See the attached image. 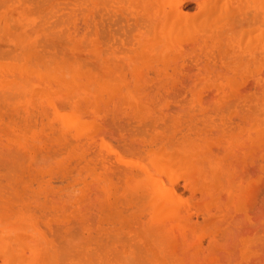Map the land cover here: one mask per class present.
<instances>
[{"label": "rangeland", "instance_id": "rangeland-1", "mask_svg": "<svg viewBox=\"0 0 264 264\" xmlns=\"http://www.w3.org/2000/svg\"><path fill=\"white\" fill-rule=\"evenodd\" d=\"M14 1L10 3L9 1L5 0L4 3L10 4V6L8 5L9 7L6 6V8H0V13L2 14H0V48H13V50H15L17 53L18 51H20L21 55H23L24 53L35 55V53H38L36 51L38 49H41L42 51L38 50L41 53H39V55L43 54L42 56H45L44 54L49 51V54H46L47 57L51 52L53 53L55 51V55L59 53L60 58L57 56V59H60V64L64 65L65 70L67 67L75 66V68L77 69L76 73L73 72L71 74H74L73 78H75L76 81H80V79L85 81V78L83 76L86 77V75L88 74V76H94L97 77V79H104L110 76L113 79H109L111 81L113 80V82H117V80L119 79L121 85L119 86V88L111 87L107 89H99L95 86H88L86 87L87 89H82L77 86L71 87L70 85L68 86V88L67 86H64L65 88H67L65 89L63 86H61L62 89L60 88V90L59 87L56 88L58 89L57 93H55V87L51 88L55 91H52L54 92L53 94L50 91L51 89L49 90L48 87L43 84L39 86H41L42 89H45L47 91L49 90L51 93H47L45 90H43V92L47 94L43 93L39 86L37 87L41 91L36 87L38 91L32 90L33 92L31 91V88H26V91H24V88H22L23 90H21L19 87V91L21 90L20 94L23 91V94L25 92H28V94L26 93V95H28L27 98L25 97V94V96L21 94L23 98L20 97L21 95H18L19 91L16 88L12 87V91L10 90L9 86L7 87L0 85V241H2L3 238V241L7 242L6 245H9L8 247L6 246L8 249H6L4 246V249L6 250H3V252L7 253V251H11L12 253H14L13 251H15L17 253H14V255H17L15 259H18L21 254L24 255L28 252L27 250L25 251V253L22 252L26 249L24 248V250H22V245H26L24 242L25 240L21 237L24 242L22 244L20 236H18L15 231V228H20V226L22 228L23 226L28 225V227H31H29L28 231L36 232L32 233V237H35L37 239L40 238L41 241L44 239L43 237L45 235L44 240L46 242H42L43 246H45L44 243L47 244V247H44L46 250L44 253V257L45 254H47V251L48 255L46 256L49 257L50 254H53L50 255V258H52V260L55 258L54 254L57 256V260L55 259L57 262L45 257V264L49 263L48 260L50 262L52 261L51 263L55 262V264H104L103 261L107 262L106 264H175L177 260L179 261L182 258L183 259L180 261L182 262V264L184 261H186L185 263L187 264H264V50L260 55L262 58L259 56L260 60L262 59V62L256 57V59L259 60V63H256V59H253L255 60L253 61L251 59L252 56L249 59H251L253 63L249 59V62H246L248 61L246 58L250 56L248 53L241 54L240 52H234L231 53L232 55H229L230 53H223L222 55L221 51L224 49V47H226L225 43L223 44V40L219 41V39L217 40L215 38L211 40L212 38L206 35L207 30L203 32L204 29L201 27V24L199 28H197L198 31L195 29V27L199 24L198 21L202 19V15H204V13H207L206 11H197V6L199 3L198 0H178L176 5L182 10V12L184 10V12L187 13L188 16H190L191 13H194L193 15L196 16L198 15L197 17L194 16L195 18H197L196 21L198 20V18H200L197 22L195 21V27L194 25H192L195 32L192 33L193 30H191L192 34L189 33V36H192L194 34L192 37V41L190 40L191 37L187 35L189 38L186 39L183 37L185 35H183L182 38H184L185 41L184 39H180L183 42H177V44H179L175 45V51L171 46V49H173L172 51L174 52H168L169 55L168 53H161L162 56L161 54L155 55L154 53V55L152 54L153 56L151 54L148 55L150 57L145 54L146 58H142V60L143 62L147 61V63L145 62L144 64L141 60V57L137 58V56L133 52V0H108V2L106 0L104 1L105 3H97L98 0H84L85 2L81 4L84 7L80 4V6L78 5L79 0H56V11L51 14V18L53 16L60 17L61 15L62 19H66V17H69V19L66 21V23H69H65L66 26L64 25L65 29H63V31L69 30V33L71 35H74L75 37L81 36L83 34L89 35L86 38L91 36L90 42H93L94 39L93 45H96L95 50H97V52L99 51L98 53H100L97 56H92L90 53H88V50V52L84 53L86 49L83 48L84 51H80L82 55L80 53V55H74V53H72L73 49L72 51L71 49H69L70 52L68 53L72 54L67 55L65 53V49H63L64 47L62 40L60 39L62 37V32L61 34H58L57 32L59 31L53 32L49 31V29L48 32H53L52 34L47 33L48 36H43L44 38L40 37L41 39H43L42 41L39 38V34L41 35V32L44 31L41 28V26H43L42 24L44 23L42 20L46 19L47 14L45 13L46 17H42L44 16L42 12H44L43 10L47 9V1L40 0L42 5L46 4V6H42L43 8L39 7L40 10L38 9V6L40 5V1L38 0H31L37 3V5H34V3L32 4V2L28 0L26 3V0H23L24 3L21 0H16V3H19L17 7L20 9L16 8L15 5L17 4ZM123 1L126 3L124 4ZM158 1L160 2V0H154L155 3H157ZM162 1L163 0H161V2ZM21 2L22 4H20ZM74 2L76 3V6ZM217 2H219V0ZM220 2L221 3L217 4V6L219 7L216 6L217 11L216 9L213 11V17L212 13L211 15L209 14L210 16L205 15L207 16V18L209 17V22H211L212 19L215 20L214 24L218 23L217 25L219 28L223 26L222 23H224L225 20L224 15L226 14V12H223L224 15H222L221 17H219L220 15L218 16V13L220 12V5H222L224 0H220ZM155 3L154 7L156 8L157 5ZM238 3V0H227V8L228 6L229 8L225 9L228 11L235 9ZM158 4L160 5V3ZM162 4L165 5L164 2ZM14 6L15 8H11ZM165 8L168 7L166 6ZM165 8L163 9V13H161L160 11V13L162 14V19L165 18L163 17L164 13L166 14L165 16H167L169 10V8L168 10H166ZM155 10L154 12L157 18L156 21L162 24L163 21L159 18L160 15L157 16L156 13L158 12H156ZM165 10L167 13L165 12ZM30 11L32 12V14ZM38 13L39 15H41L40 17ZM67 13L69 14L67 15ZM171 13L172 12H170V14ZM199 13H202V15L200 14L202 17L199 15ZM87 14L88 16H86ZM69 15L72 17V19H70ZM152 15H154L153 11ZM37 16L38 18H36ZM75 16L77 18H75ZM168 18L170 17L168 16ZM168 18L166 17V19ZM172 19L174 18L171 17L170 20L172 21ZM71 20L72 22H70ZM178 20L179 19L175 21V23L178 22V25L175 24L174 30H177L179 28V30H181L182 32V30H184L182 23L183 21L179 24L182 19L179 21ZM204 21L206 22L207 19ZM6 22V25H2ZM152 22L156 23L154 20ZM170 22L166 21L165 24L169 25ZM201 22H203V20ZM71 24H73V26ZM217 25L215 27L216 29L218 28ZM2 26H4V28ZM35 28L38 29L37 33L35 32L37 30ZM31 29H33L34 31H31ZM40 29L43 31L39 33ZM97 29L98 32H96ZM130 29L132 30V32ZM201 32H203L207 36H205V39L202 35L203 33ZM214 32L216 31L214 30ZM217 32L222 33V30L218 29ZM31 33L33 34V36ZM211 33V35L214 34L213 31ZM22 34L24 37L26 34V37H22ZM8 35L9 38L7 37ZM243 35H245V33ZM16 36L18 38L15 39L16 41H14V38ZM59 36L61 37L59 38ZM202 36L204 40L202 39ZM29 37L31 38L29 39ZM36 37L39 38L37 40L39 43L33 40ZM47 39L49 40V42ZM17 40H19V42ZM199 41L202 43V45ZM238 41L239 42L232 41L231 45H234V48H240L239 46L242 47L243 41ZM136 42L138 43L137 40ZM214 42L216 43L215 46ZM43 43L45 46L43 45ZM50 43H54L52 44L54 46H52ZM137 43H135L134 45H136ZM36 44L37 46L39 44V48L37 46L35 48ZM154 44V49L159 48L158 50H160L161 47H164L163 43L160 42H155L153 43V45ZM102 45H107L106 47H108L109 45L112 46L113 48L109 47L111 49L108 48V50H115L113 52L111 51L114 56L113 54H110L111 52L109 53L105 50L106 47H104L103 50ZM54 47H56L55 50H52V48L54 49ZM97 47L98 49H96ZM208 48L211 49L208 50ZM32 49L36 51L34 52ZM62 49L65 54H62L63 52L60 53ZM101 49L103 50V52L101 51ZM7 51L9 52V50ZM15 51L11 53V57H13L12 55ZM129 54L133 56V59L135 58V62H138V65L140 64V67L137 66V68L136 66H133V68L130 69L132 66L131 64H129ZM236 54L239 57H237ZM17 55L19 56V54ZM17 55H14V57ZM241 55H243L244 59H242ZM42 56H40L39 58H41ZM52 56H49L48 59L50 57L52 58ZM233 56L236 57V59ZM20 57L16 58L19 60ZM45 57H42L41 59ZM127 57L129 58L126 59ZM148 58L150 59L148 60ZM41 59L40 61H42ZM173 59L176 61H174ZM237 59H240L241 62H243L240 63V60ZM44 60L47 61L46 58L43 59V61ZM82 61L84 64L82 63ZM244 62H246L247 64L245 63V65ZM103 65H108V67L110 68L107 69L108 75L106 77L105 75L103 76V74H106V72L100 69V67H102ZM128 65L131 67H129ZM256 65L258 68L255 67ZM79 67L80 69H78ZM135 68L139 70L135 71ZM239 69L241 70L239 71ZM83 70L87 72H83ZM61 71L59 72V78H66L71 76V74L68 76ZM15 72L17 75V71ZM13 74L15 73L13 72ZM13 74L11 73L10 76L12 77ZM101 75L103 77H101ZM10 76L6 77L8 78ZM144 85L146 88L144 87ZM33 87L34 86H32V88ZM14 89L18 92L15 91L16 93H14ZM125 89H133V95L135 93L136 97L135 100H137L139 103L137 101L132 102L130 99V101H127V98H129V91L127 92ZM139 90L141 92H139ZM125 92H127V98L124 101V97L126 96L124 94ZM222 94L224 95V97ZM92 96L94 97L92 98ZM138 98H143V100L140 99L141 101H139ZM139 105H141L142 107ZM72 106L75 109H73ZM53 107L55 109H52ZM53 110H58L63 114H67L66 112L72 111L71 113L77 114L79 118H81L85 122L87 121L85 125L86 127L82 128L83 131L81 132L78 130L80 132V135L78 134L79 132L77 133V135L76 133H74L77 127H75L76 124L74 125V122H69V124H67L68 122L66 123L64 122L65 120L63 121V119H65L63 118L64 116L62 117V119L58 117L59 115L57 116L55 114L54 116L53 112L55 111ZM89 121L91 122L90 127H88V125L90 124ZM255 121L256 123H254ZM257 124L259 127L257 126ZM161 125H164L162 126V129H160ZM250 126H252L253 128ZM146 132L149 134H147ZM255 132H257L258 134ZM201 134L203 135L201 136ZM168 137L170 139H168ZM200 137L204 138L202 139L203 141H206L207 138V140H210L205 142H210L207 146L208 149L204 144L201 143L202 141H200ZM165 138L166 141L164 142ZM184 139H187L189 144L191 142L195 144V148L200 149L199 151H197L200 155L204 153L202 154V156L204 155L203 157L206 158L204 159L206 162H201L203 164H206H201L203 165L202 167H205L207 165L208 168H210L209 166L211 165V163H209V161L211 160L210 162L215 163V165L214 163H212V166H218L216 167V169H219L220 166L223 167L224 170L220 167L222 171H217L220 172H218L219 175H224L217 176L219 179L215 175L216 180H218L213 183V187L212 182H214L215 180L211 181V183L208 180L209 182H206L204 184V177H200L201 175H204L203 173H205L206 171L210 174H212V172H210V170L208 172V170L206 169V171H203V168L201 166V173L198 172L200 168H196L195 173H193L194 170H192L191 172V170L187 167L190 171L187 172V170L186 172L188 174H185V176L187 179L188 177L189 179H191L190 177H192V179L194 180H191V182L188 181L185 176H183L182 179V176H180L181 174L178 175V179L174 181V184H172L173 189L175 190L176 194L179 193L181 195L180 196L178 194L181 198L184 196L182 199H184L183 202H185L186 205H184L185 207L182 206V208L180 206L177 210V213H180L179 210L181 211L184 207V210L181 211L182 213L180 214H184V216H186L187 218L185 217L184 219L183 215H181V217H179L180 214L177 215L179 219L182 218L181 220L183 221V223L185 221V224L189 225V228L191 227V229L193 230V235L196 237L190 234L191 231H187L189 229L185 225L184 226L186 232L183 231V234L182 230L185 229L183 228L182 223L179 225L183 229L177 226L178 220L175 221V224L170 222L168 224H173V227L176 228H168L171 231L167 232L168 234L169 232L171 234H173L174 232L175 233L173 234V236H170L171 234L167 235V233L165 232L167 237L166 235L162 236L164 237L163 239L165 240L170 238L171 240L170 242L168 241L169 239L165 241L166 243L169 242V246L165 244L166 246L164 245L162 246L164 248H161L157 245H154L157 244V235L154 236V230L157 229L158 231V228L161 226H158L156 224V221L149 217V209L148 211L146 210L147 206H144L145 201L142 197L143 193L140 192L143 189L138 190L135 185L134 187H129V182L133 174V177H135V175L138 176L137 174L142 173L141 170H138L140 169L138 161L141 160L140 163H144L145 166L153 169L151 168L153 166L150 162V165L149 163L146 164L147 162L145 163V161H147V159H149L150 155L152 154L149 153L150 151L148 150L152 149V147L156 149L160 146V148L162 147V150L163 148L168 149L169 147H171V149L173 148L174 151H176L175 149L180 148L185 143L186 144L184 146L185 148H187L188 142ZM163 142L165 144H163ZM172 142H174L175 145L179 144L180 147L179 145L170 146L174 145ZM201 145L202 147H199ZM107 147L108 149L110 147V151L113 152H110ZM129 147H133V149H128ZM203 147H205L206 149H204ZM127 149L133 152V154H131L133 156H130V158L128 154L129 151H127ZM145 149L146 151H148L147 153H149V155L145 152ZM165 149L163 151H165ZM135 152L136 154L134 155ZM145 153L149 156L148 158H145ZM165 153H169L168 150L167 152L165 151ZM219 153L222 154L220 155ZM153 154L152 156L154 157V160L158 159L156 158V156L159 155L157 154V151L155 154L156 156H154ZM164 157L166 161V155L163 157L159 156V158L162 159ZM172 157V155L170 159L169 157H167V161L168 159L170 161ZM175 157H177L176 154L173 158ZM128 159H132L134 161L137 160L138 163L134 165L132 164V166L130 164L131 162H129ZM142 159L146 160H143L144 162H142ZM199 159L203 160L202 157ZM176 160L177 161H174L173 159L170 161V163L174 161V165L170 167H174L175 170H177V162H179L178 158ZM125 161L127 163H125ZM196 162L199 163L197 160ZM196 172H198L199 174L197 173L198 175L195 176ZM215 172L216 171H214V173ZM207 173L205 174V177ZM129 174H131V178H128ZM213 175L214 174H212V178L215 179ZM209 176L207 177L211 180V177ZM199 177L202 181L199 180ZM197 180L198 182H196ZM219 180H221V182ZM186 181L188 183H186ZM126 182H128V184ZM199 182H203V184H200ZM225 183L226 185H224ZM197 184L198 186H196ZM209 184H211V186ZM146 186L150 188V185L147 184ZM205 186H210L212 190H207V187ZM224 186H226L227 189ZM148 187L144 188V190L148 189ZM190 187H193V189ZM204 188H206L207 191H204ZM240 188L244 189L241 190ZM229 190L232 192H230ZM207 193L208 195H206ZM216 193L218 196L216 195ZM205 200L206 205L204 204ZM169 217H171V219L175 218H173L172 216H168L167 218ZM28 218L29 220H27ZM167 218L165 219L166 221L170 220ZM151 220H153L154 223L151 222ZM148 223L151 224L149 227L147 226L149 225ZM152 223L153 227L157 226L158 228L152 230ZM215 224L217 226H215ZM143 226L145 230H143ZM167 226L169 227V225ZM192 226L194 227V229L192 228ZM11 227L15 229L13 230L15 232L11 231ZM137 227L139 229H137ZM195 227L197 229L200 228L198 229V232L196 231L197 229ZM207 227H209V229H207ZM150 229L152 230V232ZM175 229H177V231H175ZM145 231H147L148 233ZM211 231H213V233ZM150 232L152 233V235ZM39 234H41L42 239ZM143 235L146 236V240H144L145 238H143ZM177 236L181 237L182 239ZM186 236L188 238L190 236V239L186 238ZM13 237H16L17 239H12ZM151 237H153V242L155 241L156 243L153 244V242H151ZM154 237L156 238V240H154ZM178 238L180 239V242ZM185 238L186 241L184 240ZM192 238L195 239V242L194 240L192 241ZM187 239L189 240V242L190 240L192 242L189 243ZM170 243L172 244V246ZM184 243L188 244L186 245ZM187 246L192 249L187 248ZM126 247L130 249H127ZM170 248L172 249V251ZM179 249L181 251H179ZM149 251H151L152 253ZM157 251L159 253H157ZM3 252L2 255L0 252V257L5 256L3 255ZM191 252L192 256L190 257L189 255H191ZM147 253L149 255H147ZM165 253L169 257L165 256ZM124 254L125 256L128 254L129 258L128 256L124 258ZM150 254H152L151 257H148L150 256ZM160 254L164 256L162 257ZM176 254L177 256L175 257ZM184 255H186L187 257L189 256L190 260L188 261L189 257L185 260L186 256ZM24 257H26V255ZM152 257L155 259L153 260ZM164 257L167 259V261H165L166 259ZM172 257L173 259L175 257V262L169 259ZM89 258L90 260H88ZM17 259L15 260V264L22 263L21 261L23 259L19 258V261H17ZM121 259H123L124 262ZM196 259L198 260L196 261ZM2 260H0V264ZM112 260L114 261L112 262ZM146 260L150 263H147ZM190 261L191 263H189ZM30 264H34V262H30ZM178 264L181 263L178 262Z\"/></svg>", "mask_w": 264, "mask_h": 264}, {"label": "bare ground", "instance_id": "bare-ground-1", "mask_svg": "<svg viewBox=\"0 0 264 264\" xmlns=\"http://www.w3.org/2000/svg\"><path fill=\"white\" fill-rule=\"evenodd\" d=\"M5 1V0H4ZM4 1H2V0H0V8H6V6H10V4H5L4 3ZM6 1H11V0H6ZM12 1H14V0H12ZM11 1V2H12ZM18 1V0H17ZM16 0L14 1L15 3L17 2ZM21 1H23V0H21ZM25 1V0H24ZM24 1H23V3H24ZM28 1H30V2H32V4L34 3V5L36 4L37 5V3H35V2H33V1H31V0H28ZM34 1H36V0H34ZM38 1H40V0H38ZM37 1V2H38ZM47 1V11L46 10H43L44 12H42V14L44 15V16H42V17H46V15H45V13L47 14V17H46V19L44 20L43 18V26H41V28L44 30H39V33L41 32V31H43V32H41L42 34V36L39 34V38L41 37H43V36H48V34L47 33H49V34H52L53 32H57V31H59V32H57L58 34H61V32H62V37L61 36H59V38L62 40V43H63V49H65V53L68 55V54H72V53H74V55H82V53L80 52V51H84V49H86L85 51H84V53L85 52H88V53H90L92 56H97L98 54H100V53H98L97 52V50H95V46L96 45H93V42H94V39H93V42H90V40H91V36L90 37H88V38H86L87 36H89V35H85V34H83V35H81V36H77V37H75L74 35H71L70 33H69V30H67V31H63V29H65V27H64V25L66 26V24L67 23H69V22H67L66 23V21L69 19V17H66V19H62V15L59 17H57V16H53V17H57V18H51V14H53L54 13V11H56L55 9H56V6H57V4H56V0L54 1V0H46ZM59 1V0H58ZM65 1V0H64ZM69 1H71V0H69ZM78 1V0H77ZM76 1V2H77ZM81 1V2H80ZM83 1V2H82ZM86 1H88V0H86ZM104 1H106V0H98L97 1V3H101V2H103V3H105ZM111 1V0H110ZM128 1H132V0H128ZM177 1L178 0H163L162 2H161V0H160V2L158 1L157 3H155L154 2V0H133L132 2H133V36H134V40H133V52L135 53V55L137 56V58H140L141 57V60H142V58L144 59V58H146V56H145V54H147V56L148 55H154V53H155V55H157V54H166V53H168V52H174L175 51V45H178L179 43H181V42H183V41H181L180 39H184V38H189V37H191V41H192V37H193V35L191 36H189V33H191V30H193V32L192 33H194L195 31H194V27L196 26L194 23H195V21H196V19L197 18H195L194 16H196V15H193L194 13H191V15L190 16H188L187 15V13H185L184 12V10H183V12H182V10L180 9V8H178V6L176 5L177 4ZM218 0H198V6H197V11L198 12H207L206 14L204 13V15H202V13H199V15L202 17V19H200V18H198V27L196 26L195 27V29L197 30V28H199V26H200V24H201V27L204 29L203 30V32H205V30H207V32H206V35H208L209 37H211L210 39L211 40H213L214 38L215 39H219V41L220 40H223L224 42H223V44L225 43V45H226V47H224V49L221 51V54L223 55V53H227V54H229V55H232L231 53H234V52H240L241 54L243 53H248L249 55V57H247V56H245V57H247L246 59L248 60L251 56V59L253 60V59H256V57L260 60V58H259V56L261 55V53H262V51L264 50V43H263V41H264V0H238V5L235 7V9H232V10H230V11H228V10H226V9H228L229 8V6H228V8H227V5L229 4H227V0L225 1L224 0V2L222 3V5H220V12H222V13H220L219 12V10H218V16L219 17H221L222 15H224V13L226 12V14L224 15V23H222L223 24V26H221L220 28L218 27V23H215L214 24V22H215V20H211V22H209L208 21V19H209V17L207 18V16H205V15H208V16H210L211 15V13H212V17H213V11L216 9V11H217V7H219V6H217V4L218 3H221L220 2V0H219V2H217ZM237 1V0H236ZM10 2V3H11ZM14 2H13V4H14ZM27 2V0L25 1V3ZM29 2V3H30ZM43 2V1H42ZM85 1L84 0H79L78 1V5L80 4H82V3H84ZM107 2H108V0H107ZM124 2V1H123ZM122 2V3H123ZM164 2V4L165 5H163L162 3ZM44 3H45V1H44ZM60 3V2H59ZM67 3V2H66ZM75 3V2H74ZM126 2H124V4H125ZM154 3L157 5L156 6V8L154 7ZM158 3H160V5L158 4ZM179 3V2H178ZM181 3V2H180ZM17 5H15L16 6V8H18L17 6H18V4L19 3H16ZM20 4H22V2L20 3ZM46 4H41V1H40V5L38 6V9H39V7H42V6H46ZM88 4H89V2H88ZM118 4H121V3H118ZM161 4H162V6H161ZM74 5V4H73ZM79 5V6H80ZM85 5V4H84ZM158 5H159V7H158ZM196 5V4H195ZM8 6V7H9ZM13 6V5H12ZM15 6L14 7H11V8H15ZM75 6H76V3H75ZM74 6V7H75ZM81 6H83V5H81ZM96 6V5H95ZM102 6H104V5H102ZM114 6V5H113ZM130 6V5H129ZM168 7L169 8V10H170V12H172L171 14H170V12H169V10H168V8H165V7ZM217 6V7H216ZM84 7V6H83ZM112 7V6H111ZM127 7V6H126ZM153 7H154V9H153ZM159 9H161V10H159ZM166 9V10H168V13L166 12V10H165V12L167 13V16H165L166 14L164 13V15H163V17H165L164 19H162L161 17V13H163L164 12V8ZM43 8V7H42ZM78 8V7H77ZM86 8V7H85ZM92 8H93V6H92ZM105 8V7H104ZM103 8V9H104ZM113 8V7H112ZM115 8V7H114ZM151 8H152V11H153V13H154V15H152V11H151ZM182 8V7H181ZM226 8V9H225ZM9 9V8H8ZM7 9V10H8ZM18 9H20V8H18ZM71 9V8H70ZM73 9V8H72ZM97 9V8H96ZM108 9V8H107ZM111 9V8H110ZM156 9V10H155ZM40 10V9H39ZM64 10V9H63ZM63 10H62V12H63ZM91 10V9H90ZM99 10V9H98ZM154 10L156 11V12H158V13H156L157 14V16H159L160 15V19L163 21V23L162 24H160L158 21H156L157 20V18H156V15H155V12H154ZM223 10H225V11H223ZM5 11H6V9H5ZM46 11V12H45ZM88 11V10H87ZM124 11V10H123ZM160 11H161V13H160ZM11 12V11H10ZM31 12V11H30ZM37 12H39V11H37ZM59 12V11H58ZM89 12V11H88ZM108 12V11H107ZM115 12V11H114ZM125 12V11H124ZM224 12V13H223ZM70 13V12H69ZM69 13H67V15L69 14ZM83 13V12H82ZM113 13V12H112ZM1 14V13H0ZM14 14H16V13H14ZM31 14H32V12H31ZM71 14V13H70ZM77 14H78V12H77ZM106 14H109V13H106ZM114 14V13H113ZM129 14V13H128ZM210 14V15H209ZM2 15V14H1ZM36 15H37V13H36ZM38 15H39V13H38ZM64 15V14H63ZM80 15H82V14H80ZM92 15V14H91ZM95 15V14H94ZM105 15V14H104ZM121 15V14H120ZM152 15V16H151ZM12 16V15H11ZM11 16H10V18H11ZM41 15H39V17H40ZM70 16V15H69ZM86 16H88V14L86 15ZM114 16V15H113ZM151 16V17H150ZM168 16L171 18H174V19H172V21L170 20V18H168ZM174 16V17H173ZM198 16V15H197ZM196 16V17H197ZM5 17V16H4ZM13 17V16H12ZM35 17V16H34ZM91 17V16H90ZM102 17V16H101ZM155 17V18H154ZM166 17L168 18V19H166ZM14 18V17H13ZM36 18H38V16L36 17ZM75 18H77L76 16H75ZM110 18V17H109ZM151 18V19H150ZM154 18V19H153ZM203 18H206L207 19V21L205 22L204 20H206V19H203ZM215 18H216V16H215ZM70 19H72V17L70 16ZM80 19V18H79ZM97 19V18H96ZM95 19V20H96ZM177 19H179V20H181L180 22H179V24L182 22L183 23V27H184V30H182V32H181V30H179V28L177 29V30H174V26H175V24L176 25H178V22H176L175 23V21L177 20ZM3 20V19H2ZM15 20V19H14ZM39 20V19H38ZM77 20V19H76ZM91 20V19H90ZM155 21L156 23H154V22H152V21ZM178 20V21H179ZM203 20V22H201ZM210 20V19H209ZM35 21H37V20H35ZM87 21V20H86ZM93 21V20H92ZM98 21H99V19H98ZM105 21V20H104ZM111 21V20H110ZM122 21V20H121ZM166 21H171L170 22V24L169 25H167V24H165L166 23ZM196 21V22H197ZM5 22V21H4ZM7 22H8V20H7ZM7 22L5 23V24H2V25H6L7 24ZM13 22V21H12ZM70 22H72V20L70 21ZM201 22V23H200ZM209 22V23H208ZM66 23V24H65ZM86 23V22H85ZM12 24V23H11ZM26 24V23H25ZM39 24V23H38ZM97 24V23H96ZM116 24V23H115ZM123 24V23H122ZM221 24V25H222ZM72 26H73V24H71ZM86 25V24H85ZM88 25V24H87ZM164 25H165V27H164ZM192 25H194V27L192 26ZM213 25H215V26H213ZM216 25H217V29L215 28L216 27ZM9 26V25H8ZM166 26H167V28H166ZM219 26H220V24H219ZM3 28H4V26H2ZM10 27V26H9ZM87 27V26H86ZM89 27V26H88ZM101 27V26H100ZM183 27H182V29H183ZM206 29H205V28ZM33 28V27H32ZM66 28H68V27H66ZM212 28H213V30H212ZM35 29H37V28H35ZM50 29V30H49ZM222 30V33H220V32H217V30ZM33 29H31V31H32ZM48 30L49 31H53V32H48ZM131 30V29H130ZM214 30L216 31V32H214ZM30 31V30H29ZM34 31V30H33ZM37 31H38V29L35 31L36 33H37ZM126 31V30H125ZM198 31V30H197ZM213 31V35H211L212 32ZM93 32V31H92ZM96 32H98V29L96 30ZM100 32V31H99ZM105 32V31H104ZM120 32H121V30H120ZM131 32H132V30H131ZM203 32H201V33H203ZM224 32V33H223ZM21 33V32H20ZM73 33V32H72ZM106 33V32H105ZM191 33V34H192ZM216 33V34H215ZM245 33V35H243ZM32 34V33H31ZM30 34V35H31ZM43 34H45V35H43ZM91 34V33H90ZM94 34V33H93ZM100 34V33H99ZM218 34V35H217ZM16 35V34H15ZM20 35V34H19ZM104 35V34H103ZM110 35V34H109ZM121 35H122V33H121ZM120 35V36H121ZM123 35H125V34H123ZM183 35H185V36H183ZM189 37H188V36ZM203 36H204V39H205V34L203 33L202 34ZM215 35V36H214ZM1 36V35H0ZM3 36V35H2ZM11 36V35H10ZM14 36V35H13ZM22 37H24L23 36V34L21 35ZM28 36V35H27ZM32 36H33V34H32ZM31 36V37H32ZM37 36H38V34H37ZM53 36V35H52ZM58 36V35H57ZM182 36L184 37V38H182ZM203 36H202V39H203ZM216 36H218V37H216ZM8 38H9V35L7 36ZM25 37H26V34H25ZM24 37V38H25ZM31 37H29V39L31 38ZM51 37V36H50ZM54 37V36H53ZM94 37V36H93ZM115 37V36H114ZM195 37V36H194ZM199 37H200V35H199ZM207 37V36H206ZM12 38H14V37H12ZM16 38H18L17 36L14 38V41H16L15 39ZM20 38V37H19ZM37 38V39H36ZM35 39H33V40H35V41H37L39 38L38 37H36ZM40 38V39H41ZM44 38V37H43ZM124 38V37H123ZM242 38H243V40H242ZM245 38V39H244ZM111 39V38H110ZM119 39V38H118ZM126 39V38H125ZM203 39V40H204ZM27 40V39H26ZM43 39H41V41H42ZM48 40V39H47ZM52 40V39H51ZM50 40V41H51ZM128 40V39H127ZM136 40L138 41V43L136 42ZM193 40H194V38H193ZM207 40V39H206ZM205 40V41H206ZM238 40H242L243 41V43H242V47L241 46H239L240 48H234L233 46L234 45H231V43H232V41H237V42H239ZM18 42H19V40H17ZM22 41V40H21ZM28 41V40H27ZM35 41H33V42H35ZM104 41V40H103ZM126 41V40H125ZM178 41H180L178 44H177V42ZM184 41H185V39H184ZM198 41V40H197ZM241 41V42H242ZM38 42V41H37ZM48 42H49V40H48ZM53 42V41H52ZM92 44V46H91V44ZM114 42V41H113ZM116 42V41H115ZM157 43V42H160V43H163V46L164 47H161L160 48V50H158L157 48L156 49H154L153 48V46L155 47V44L153 45V43ZM200 42V41H199ZM236 42V43H237ZM16 43V42H15ZM39 43V42H38ZM61 43V44H62ZM95 43H96V41H95ZM109 43V42H108ZM135 43H137L136 45H134ZM173 43H175V44H173ZM215 43V42H214ZM17 44V43H16ZM15 44V45H16ZM30 44V43H29ZM46 44V43H45ZM49 44V43H48ZM51 45L52 44H54V43H50ZM101 44V43H100ZM107 44V43H106ZM116 44V43H115ZM118 44V43H117ZM129 44V43H128ZM140 44V45H139ZM190 44V43H189ZM198 44V43H197ZM200 44L202 45V43L200 42ZM204 44V43H203ZM207 44V43H206ZM241 44V43H240ZM43 45H44V43H43ZM42 45V46H43ZM131 45V44H130ZM137 45H139V46H137ZM200 45V46H201ZM216 45V43L214 44V46ZM224 45V46H225ZM228 45V46H227ZM2 46V45H1ZM30 46H32V45H30ZM29 46V47H30ZM36 46H37V44L35 45V48H36ZM45 46V45H44ZM52 46H54V45H52ZM56 46V45H55ZM61 46V45H60ZM107 45H102V48H103V50H104V47H106ZM121 46V45H120ZM119 46V47H120ZM173 47V49H174V51H172L173 49H171L172 47ZM196 46V45H195ZM218 46V45H217ZM230 46V47H229ZM32 47H34V46H32ZM38 48H39V44H38V46H37ZM49 47H50V45H49ZM109 47H111V48H113L112 46H108V47H106L105 48V50L107 51V52H113V51H115V50H108V48ZM159 47V46H158ZM202 47V46H201ZM205 47H206V45H205ZM228 47V48H227ZM6 47H1L0 48V85H2V86H9L10 87V90H12L13 88H16L18 91H19V87H20V89L21 90H23L22 88H24V91H26L25 89L26 88H31V91L33 90V91H35V90H37L38 91V87L37 86H39V85H41V84H43V85H46L47 87H48V89L50 90L51 88H54V89H56V88H58L59 87V90H60V88L62 89V87L61 86H67V88H68V86L70 85L71 87L72 86H77V87H79V88H82V89H87L86 87H91V86H95L96 88L98 87L99 89L101 88V89H103V88H105V89H107V88H111V87H117V88H119V86L121 85V82L119 81V79L117 80V82H113V80L111 81L110 79H113V78H111L110 76L109 77H106L108 74H107V69L109 68L108 67V65L106 66V65H103L102 67H100V69H102V71H104V72H106V74H103V76L105 75V77L106 78H104V79H97V77H92V76H88V74L86 75V77L85 76H83L84 78H85V81H83V80H81L80 79V81L78 80V78H77V80L78 81H76V79L75 78H73L74 77V74L72 75L71 73H76V68H75V66L73 67V66H71V67H67L66 68V70H65V68H64V65H62V64H60V59L58 60L57 59V56L59 57V53L57 54V55H55V51L52 53H50V55L49 56H52V58L50 59H48V57L46 56V54L49 52H47L46 54H44L45 56H42V55H39V51L38 50H41V49H38L37 51L36 50H33L34 52L36 51V52H38L37 54H38V56H37V54L35 53V55L37 56H35V55H31V54H29V53H24L23 55H21L20 54V51H18V53L15 51V50H13V48L10 50V49H5ZM17 48V47H16ZM40 48H41V43H40ZM45 48V47H44ZM55 48L56 47H54V49L52 48V50H55ZM84 48V49H83ZM100 48V47H99ZM111 48H109V49H111ZM218 48V47H217ZM5 49V50H4ZM26 49V48H25ZM24 49V50H25ZM43 49V48H42ZM63 49H62V51L60 52V53H62L63 52ZM69 49H71V51H72V49H73V52L72 53H68V52H70L69 51ZM96 49H98V47L96 48ZM130 49V48H129ZM188 49V48H187ZM191 49V48H190ZM211 48H208V50H210ZM213 49V48H212ZM237 49V50H236ZM7 50H9V52L7 51ZM56 50H58V49H56ZM88 50V51H87ZM100 50V49H99ZM103 50L101 49V51L103 52ZM116 50H117V48H116ZM131 50V49H130ZM219 50V49H218ZM13 51H15L14 53H13V57H14V55H17V54H19V56L17 55V56H15L14 58L13 57H11V53L13 52ZM30 51V50H29ZM29 51H27V52H29ZM42 51V50H41ZM44 51V50H43ZM47 51V50H46ZM82 51V52H83ZM176 51H177V48H176ZM182 51V50H181ZM45 52V51H44ZM110 53L111 55L113 54V53ZM117 52V51H116ZM132 52V51H131ZM180 52V51H179ZM23 53V52H22ZM64 52L62 53V54H65ZM80 53V54H79ZM118 53V52H117ZM123 53V52H122ZM121 53V54H122ZM183 53V52H182ZM220 53V52H219ZM34 54V53H33ZM41 54V53H40ZM49 54V53H48ZM87 54V53H86ZM126 54V53H125ZM162 54H161V56H162ZM61 55V54H60ZM89 55V54H88ZM152 55V56H153ZM168 55H169V53H168ZM226 55V54H225ZM238 55H240V54H238ZM21 56V57H20ZM40 56H42V57H45L46 58V60L48 59V60H50V61H43V59H45V58H43V59H41V58H39ZM113 56H114V54H113ZM117 56V55H116ZM160 56V55H159ZM228 56V55H227ZM236 56H237V54H236ZM242 56V59H244L243 58V55H241ZM241 56H240V59H241ZM262 56H263V54H262ZM18 57H20L19 58V60L17 59ZM63 57V56H62ZM72 57H74V56H72ZM112 57V56H111ZM126 57V56H125ZM130 57V58H129ZM129 57H127L126 59H128L129 58V64H131V66H129V67H131L130 69H132L133 68V66H139L138 65V62L136 63L135 62V58L133 59V56L131 55V54H129ZM148 57H150V56H148ZM234 57V56H233ZM237 57H239V56H237ZM261 57V56H260ZM60 58V57H59ZM78 58V57H77ZM235 59H236V57H234ZM262 58V57H261ZM17 59V60H16ZM40 59L42 60V61H40ZM79 59V58H78ZM84 59V58H83ZM150 58H148V60H149ZM161 59V58H160ZM172 59V58H171ZM240 59H237V60H240ZM251 59H249V60H251ZM258 59H256V63H259V60ZM63 60V59H62ZM67 60V59H66ZM70 60H71V58H70ZM74 60V59H73ZM72 60V61H73ZM102 60V59H101ZM100 60V61H101ZM134 60V61H133ZM140 60V61H141ZM163 60V59H162ZM167 60V59H166ZM174 60V59H173ZM172 60V61H173ZM249 60L248 61H246V62H249ZM251 60V61H252ZM108 61V60H107ZM137 61V60H136ZM156 61V60H155ZM161 61V60H160ZM174 61H176V60H174ZM253 61H255V60H253ZM253 61H252V63H253ZM258 61V62H257ZM261 62H262V59L260 60ZM63 62V61H62ZM61 62V63H62ZM74 62V61H73ZM76 62V61H75ZM110 62V61H109ZM142 62H143V60H142ZM145 62L147 63V61H144L143 63L145 64ZM240 63H242L241 62V60L239 61ZM246 62H244V64L246 63ZM82 63H83V61H82ZM128 63V62H127ZM239 63V64H240ZM41 64V65H40ZM73 64V63H72ZM77 64V63H76ZM84 64V63H83ZM99 64V63H98ZM97 64V65H98ZM137 64V65H136ZM174 64V63H173ZM237 64V63H236ZM247 64V63H246ZM245 64V65H246ZM146 65H149V64H146ZM242 65V64H241ZM248 66H249V63H248ZM140 67V66H139ZM157 67V66H156ZM165 67H166V65H165ZM164 67V68H165ZM255 67H257V65L255 66ZM96 68V67H95ZM94 68V69H95ZM98 68V67H97ZM138 68V67H137ZM137 68H135L136 70L135 71H138L139 69H137ZM146 68V67H145ZM240 68V67H239ZM258 68V67H257ZM78 69H80V67L78 68ZM99 69V70H100ZM110 69V68H109ZM160 69H162V68H160ZM175 69V68H174ZM17 71V75H16V72L15 71ZM62 70V71H61ZM64 70V71H63ZM82 70V69H81ZM84 70H87V69H84ZM83 70V72H87V71H84ZM97 70V69H96ZM241 69H239V71H240ZM63 72V73H65V75H70L71 74V76L70 77H66V78H59L58 76H59V72ZM66 71V72H65ZM93 71V70H92ZM243 71V70H242ZM244 71H245V69H244ZM13 72L15 73V74H13ZM11 73L13 74V76L15 77H11L10 75H11ZM144 73V72H143ZM174 73V72H173ZM7 74V75H6ZM9 74V75H8ZM62 74V73H61ZM84 74V73H83ZM162 74H164V73H162ZM16 75V76H15ZM94 75H96V74H94ZM143 75V74H142ZM167 75V74H166ZM6 76H10V77H6ZM62 76H64V75H62ZM61 76V77H62ZM102 75H101V77H103ZM119 77V76H118ZM145 77V76H144ZM11 78V79H10ZM72 78V79H71ZM110 78V79H109ZM121 78V77H120ZM162 79V78H161ZM75 80V81H74ZM115 80V79H114ZM132 80V79H131ZM142 80H144V79H142ZM264 81V80H263ZM134 82V81H133ZM54 83V84H53ZM137 83V82H136ZM262 83V82H261ZM142 84H143V82H142ZM152 84V83H151ZM153 84H155V83H153ZM42 85V86H43ZM123 85V84H122ZM150 85V84H149ZM32 86H34L33 88H32ZM142 86V85H141ZM140 86V87H141ZM152 86V85H151ZM236 86V85H235ZM1 87V86H0ZM6 87V88H7ZM13 87V88H12ZM38 89H37V88ZM40 87V89L42 90V92H43V90H45V89H42L41 88V86H39ZM47 87H45V88H47ZM76 87V88H77ZM144 87H145V85H144ZM3 88H5V87H3ZM2 88V89H3ZM12 88V89H11ZM65 88V87H64ZM67 88H65V89H67ZM131 88H133V87H131ZM146 88V87H145ZM224 88V87H223ZM39 89V90H40ZM73 89H74V87H73ZM72 89V90H73ZM78 89V88H77ZM98 89V90H99ZM141 89V88H140ZM158 89H159V87H158ZM263 89V88H262ZM9 90V91H10ZM21 90L19 91V93H18V95H21V94H23V92L20 94V92H21ZM40 90V91H41ZM47 91V90H45L47 93L49 92V93H51L52 91H54V90H50V91ZM57 90L58 89H56L54 92L55 93H57ZM79 90V89H78ZM114 90V89H113ZM117 90V89H116ZM126 90V89H125ZM133 89H127L126 91L128 92V97L129 98H127V95H126V93L127 92H125L124 94L126 95L123 99H124V101L126 100V98H127V101H132V102H135V101H137V100H135L136 99V97H135V93H134V95H133V91H132ZM13 91V90H12ZM16 90L14 89V93H16V92H18V91H16ZM32 91V92H33ZM219 91H220V89H219ZM54 92H52V94L54 93ZM78 92V91H77ZM98 92V91H97ZM104 92V91H103ZM112 92V91H111ZM139 92H141L140 90H139ZM235 92V91H234ZM264 92V91H263ZM26 93L28 94V92H25L24 94L26 95ZM35 93V92H34ZM43 93H45V92H43ZM47 93H45V94H47ZM88 93V92H87ZM101 93V92H100ZM113 93V92H112ZM122 93V92H121ZM138 93V92H137ZM220 93V92H219ZM261 93V92H260ZM23 94V96H25ZM32 94V93H31ZM31 94H30V96H31ZM14 95V94H13ZM33 95V94H32ZM109 95V94H108ZM107 95V96H108ZM223 95V94H222ZM7 96V95H6ZM27 96L28 95H26L25 97L27 98ZM134 96V97H133ZM239 96V95H238ZM241 96V95H240ZM256 96V95H255ZM13 97H15V96H13ZM20 97H22V95L20 96ZM75 97V96H74ZM94 96H92V98H93ZM223 97H224V95H223ZM226 97V96H225ZM244 97V96H243ZM257 97H258V95H257ZM9 98V97H8ZM11 98H12V96H11ZM18 98V97H17ZM23 98V97H22ZM29 98V97H28ZM77 98H78V95H77ZM82 98V97H81ZM91 98V99H92ZM96 98V97H95ZM94 98V99H95ZM99 98V97H98ZM116 98V97H115ZM133 98H134V100H133ZM161 98V97H160ZM238 98V97H237ZM130 99V100H129ZM139 99V98H138ZM141 99V98H140ZM139 99V101H141V100H143V98L140 100ZM154 99V98H153ZM231 99H234V98H231ZM100 100H101V98H100ZM163 100V99H162ZM11 101H12V99H11ZM75 101V100H74ZM90 101V100H89ZM165 101H167V100H165ZM234 101V100H233ZM232 101V102H233ZM235 101H236V99H235ZM246 101V100H245ZM248 101V100H247ZM251 101H252V99H251ZM10 102V101H9ZM138 102V101H137ZM136 102V103H137ZM217 102V101H216ZM226 102V101H225ZM128 103V102H127ZM130 103V102H129ZM136 103H132V104H136ZM139 103V102H138ZM155 103V102H154ZM166 103H168V102H166ZM166 103H165V105H166ZM125 104H126V102H125ZM131 104V103H130ZM140 104H141V102H140ZM162 105V104H161ZM216 105H217V103H216ZM232 105V104H231ZM256 105H257V103H256ZM139 106H141V105H139ZM73 107V106H72ZM138 107V106H137ZM142 107V106H141ZM258 108V107H257ZM52 109H55L54 107L52 108ZM73 109H75L74 107H73ZM138 109V108H137ZM220 109H222V108H220ZM260 110V109H259ZM53 111H55V110H53ZM76 111V110H75ZM72 111H70V112H66L67 114H63V113H61L60 111H58V110H56L55 112H53L54 113V116H55V114L58 116V117H60L61 119H62V117L63 118H65V119H63V121L64 122H68L67 124H69V122L71 123V122H74V125H75V127H76V129H75V127H74V129H75V132L74 133H78L79 131L81 132V131H83V129L82 128H85L86 126V122L84 121V120H82L81 118H79V116L77 115V114H73V113H71ZM245 112H246V110H245ZM253 112H254V110H253ZM69 113V114H68ZM84 116V115H83ZM252 117V116H251ZM222 118V117H221ZM60 119V120H61ZM257 120V119H256ZM76 122V123H75ZM175 122V121H174ZM90 123V124H89ZM89 125H88V127H90V125H91V122L89 121ZM162 123V122H161ZM166 123V122H165ZM254 123H256V121L254 122ZM261 123V122H260ZM259 123V124H260ZM73 124V123H72ZM173 124V123H172ZM171 124V125H172ZM224 124V123H223ZM159 125V124H158ZM254 125V124H253ZM256 125V124H255ZM263 125V124H262ZM155 126V125H154ZM162 126H164V125H161V127H160V129H162ZM189 126V125H188ZM190 126H191V124H190ZM189 126V127H190ZM225 126V125H224ZM257 126H258V124H257ZM172 127V126H171ZM228 127V126H227ZM250 127H252V126H250ZM259 127V126H258ZM73 128V127H72ZM148 128H150V127H148ZM153 128V127H152ZM198 128V127H197ZM253 128V127H252ZM87 129V128H86ZM157 129H159V128H157ZM165 129V128H164ZM173 129V128H172ZM223 129V128H222ZM227 129V128H226ZM229 129V128H228ZM248 129V128H247ZM251 129V128H250ZM264 129V128H263ZM79 130V131H78ZM224 130V129H223ZM148 131V130H147ZM168 131V130H167ZM244 131H245V129H244ZM256 131V130H255ZM80 132L78 133L79 135H80ZM152 132V131H151ZM165 132V131H164ZM170 132H171V130H170ZM170 132H169V134H170ZM229 132V131H228ZM240 132V131H239ZM147 133V132H146ZM201 133V132H200ZM203 133V132H202ZM231 133V132H230ZM246 133V132H245ZM253 133V132H252ZM251 133V134H252ZM255 133H257V132H255ZM261 133V132H260ZM75 134V135H76ZM77 134V135H78ZM147 134H149V133H147ZM153 134V133H152ZM159 134V133H158ZM225 134H226V132H225ZM224 134V135H225ZM258 134V133H257ZM198 135V134H197ZM196 135V136H197ZM203 134H201V136H202ZM206 135V134H205ZM209 135V134H208ZM249 135V134H248ZM36 136V135H35ZM183 136V135H182ZM192 136V135H191ZM252 136V135H251ZM250 136V137H251ZM155 137V136H154ZM172 137H173V135H172ZM225 137V136H224ZM228 137H229V135H228ZM234 137V136H233ZM232 137V138H233ZM248 137V136H247ZM149 138V137H148ZM177 138V137H176ZM182 138V137H181ZM189 138V137H188ZM201 138V137H200ZM236 138V137H235ZM80 139V138H79ZM168 139H170L169 137H168ZM183 139V138H182ZM202 139H204L203 137L201 138V140L200 141H202L201 143L202 144H204L205 146H206V148H207V146L209 145V143L210 142H208V143H205L206 141H210V140H207L206 139V141H203ZM185 141H187L188 142V140L187 139H184ZM183 140V141H184ZM162 141V140H161ZM166 141V138H165V140H164V142ZM171 141V140H170ZM175 141V140H174ZM189 141H191V140H189ZM197 141V140H196ZM213 141V140H212ZM211 141V142H212ZM232 141V140H231ZM234 141V140H233ZM163 142V144H165ZM167 143V142H166ZM174 145H170V146H177V145H179V144H177V145H175V143L174 142H172ZM195 143V142H194ZM200 143V144H201ZM213 143V142H212ZM162 144V145H163ZM186 144V143H185ZM184 144V145H185ZM189 142L187 143V148H185V146L184 145H182L181 147H180V145H179V147L180 148H178V149H175L176 151H174V149L172 148L171 149V147H169L168 148V146H167V148L168 149H165V148H163V150L165 149V151L167 152V150H168V152L169 153H165V151H163L161 148H160V146L159 147H157L156 149L155 148H153L152 147V149H150V150H148V151H150L149 153H152L153 154V152L156 150L157 151V154H159L158 156H156L155 154H156V151L154 152V156H156V158H158V159H156V160H158V161H156V160H154V157L152 156V154L150 155V157L148 156L149 155V153H147L148 151H146V149H145V152L148 154H146V156H145V158L147 157H149V159H147V161H145L144 159H142V162H144L145 161V163L146 164H148L149 162L152 164V166L153 167H151V168H153V169H150L148 166H145V164L143 163H140V161H138L139 162V167H140V169H138V170H141L142 171V173L141 174H137L138 176H136L135 175V177H133L134 176V174L132 175V178L130 177V175L131 174H129V176H128V178L130 177L131 179H130V182H129V187H131V186H133L134 187V185H135V187L136 188H138V190H141V189H143L144 190V188H146V187H148V186H146L147 184L148 185H150V188L148 187V189H145L144 190V192H143V190H141L140 192H142L143 193V195H142V193H141V195H142V197H143V199H144V201H145V207H146V210L148 211V209H149V213H150V215H149V217H151V219H153L154 221H156V224L158 225V226H161V227H157V226H154L153 227V223H154V221L153 220H151V222H153L152 223V230H154L155 228H158V231H157V229H155L154 231H155V234H154V231H153V234H154V236L155 235H157V244H154V243H156L155 241L153 242V240H152V238L153 237H151V242H153V244L154 245H157L158 247H161V248H164V247H162V246H164L165 244H167V246H169V242H170V238H168V239H163L164 237H162V236H165L166 234H165V232L167 233V235H169V234H171L170 232H169V234H168V232L167 231H171V230H169V229H173V228H176V227H173V224H168V223H170V222H172V223H176L175 221H177V223H178V227L179 228H182V227H180V225L179 224H181L182 223V226H183V228L185 229V226H189V225H187V224H185L186 222L184 221V223H183V221L181 220L182 218H178V215L177 214H180V213H182L181 211H183L184 210V205H186L185 204V202H183L184 201V199H182L178 194H176V192H175V190L173 189V185L172 184H174L175 182V180H177L178 178V175L179 174H181L180 176H182L181 178L183 179V176H185V174H188L187 172H189L190 170H191V172H192V170H194V172L193 173H195V169L196 168H200V166L202 167L203 165H205V164H203L204 162L203 161H205L204 159H206L205 157H203L202 156V154H204V153H202L201 155L199 154V152H197V151H199L200 149H196L195 148V144H193L192 142L189 144ZM193 144V145H192ZM215 144V143H214ZM160 145V144H159ZM190 145H191V147H190ZM196 145H197V143H196ZM211 145V144H210ZM198 147V146H197ZM199 147H202V145L201 146H199ZM198 147V148H199ZM132 149H133V147H131ZM130 147L128 148V149H131ZM149 148H151V147H149ZM175 148V147H174ZM204 149H206L205 147H203ZM202 148V149H203ZM107 149H108V147H107ZM127 149V151H129ZM155 149V150H154ZM171 149V150H170ZM208 149V148H207ZM109 151H110V147H109V149H108ZM112 150V149H111ZM114 150V149H113ZM154 150V151H153ZM174 151V153H173V151ZM195 150H196V152H195ZM160 151V152H159ZM170 151H172V152H170ZM202 151V150H201ZM210 151V150H209ZM208 151V152H209ZM227 151V150H226ZM110 152H113V151H110ZM161 152H162V154H161ZM176 152V153H175ZM222 152V151H221ZM117 153V152H116ZM144 153V152H143ZM118 154V153H117ZM129 158H130V156H133V155H131V154H133V152H131V150L129 151ZM136 154V152L134 153V155ZM144 154V155H145ZM161 154V155H160ZM168 154V155H167ZM174 154V155H173ZM175 154L177 155V157H175V158H173L174 156H175ZM218 154V153H217ZM220 154V153H219ZM222 154V153H221ZM220 154V155H221ZM166 155V161H165V157L162 159V158H159V156L161 157H163V156H165ZM171 155L173 156L172 157V159L171 160H173L174 159V161H177L176 159L178 158V160H179V162H177L176 164H177V170H175V168L174 167H170V166H172V165H174L173 164V162H171L170 163V161H169V159L171 158ZM197 155H198V157H197ZM116 156V155H115ZM152 156V157H151ZM200 156V157H199ZM209 156H210V154H209ZM167 157H169V159H168V161H167ZM180 157V158H179ZM194 157H196V158H194ZM203 158V160H200L199 158ZM220 157V156H219ZM229 157V156H228ZM143 158H144V156H143ZM161 161H160V160ZM200 163L201 161L203 162H201L200 164L199 163H197L196 162V160ZM200 161H199V160ZM212 159H213V157H212ZM216 159V158H215ZM223 159V158H222ZM123 160H125V159H123ZM144 160V161H143ZM218 160H219V158H218ZM127 161V160H126ZM125 161V163H127L128 161L129 162H131L130 164L132 165H134V164H137L138 162H137V160H132V159H128V161L126 162ZM134 161V162H133ZM154 161V162H153ZM211 161V160H210ZM209 161V163H211V165L209 166L210 168H208V166H207V168H206V166L205 167H202L203 169V171H206V170H208V172H209V170H210V172H212V174H214L213 175V177L215 178V179H213L212 178V174H210V173H207V171L205 172V173H203L204 175H201L200 177H204L203 178V182H204V184L206 183V182H209L210 181V183H211V181H214V182H212V187H213V183H215L219 178L217 177V176H220V175H222V174H220L219 175V173L222 171L221 169H220V167H219V169H216V167H218V166H214L215 165V163L214 162H210ZM128 162V163H129ZM133 162V163H132ZM136 162V163H135ZM170 164H168V163ZM180 162H181V164H180ZM206 162V161H205ZM220 162V161H219ZM228 162V161H227ZM150 163H149V165H150ZM212 163H214V165L212 166ZM175 164V165H176ZM180 164V165H179ZM201 164H203V165H201ZM132 165V166H133ZM228 165V164H227ZM137 166V165H136ZM179 166V167H178ZM139 167H137V168H139ZM190 169H188V168ZM147 168H149V169H147ZM187 168V169H186ZM193 168V169H192ZM222 169H223V167H221ZM206 169V170H205ZM212 169V170H211ZM228 169V168H227ZM188 170V171H187ZM202 170H201V168L198 170V172H202ZM217 170H219V171H217ZM224 170V169H223ZM226 170V169H225ZM185 171V172H184ZM187 171V172H186ZM197 171V170H196ZM214 171H216L215 173H214ZM198 172H196V174H195V176L196 175H198L199 173ZM219 172V173H218ZM228 172V171H227ZM226 172V173H227ZM198 173V174H197ZM207 173V175H206V177H205V174ZM136 174V173H135ZM182 174H184V175H182ZM209 174H210V176H209ZM229 174V173H228ZM215 175H216V177L218 178L217 180H216V177H215ZM224 175V174H223ZM222 175V176H223ZM231 175V174H230ZM180 176H179V178H180ZM207 176H209V177H211V180L207 177ZM226 176V175H225ZM188 177V176H187ZM200 177H199V180H200ZM127 178V177H126ZM185 178H186V176H185ZM191 179H189V177H188V181H190L191 182V180H194V179H192V177H190ZM207 178V179H206ZM186 179H184V180H186ZM196 179V178H195ZM198 179V178H197ZM206 181H205V180ZM213 179V180H212ZM209 180V181H208ZM231 180V179H230ZM127 181V180H126ZM200 181H202V180H200ZM220 182H221V180H219ZM218 181V182H219ZM228 181V180H227ZM177 182V181H176ZM194 182V181H193ZM196 182H198V180L196 181ZM203 182L202 183H200V184H203ZM127 184H128V182H126ZM186 183H188L187 181H186ZM192 184V183H191ZM196 184V183H195ZM208 184V183H207ZM206 184V185H207ZM223 184V183H222ZM230 184V183H229ZM210 186H211V184H209ZM224 185H226V183L224 184ZM144 186V187H143ZM146 186V187H145ZM194 186V185H193ZM196 186H198V184L196 185ZM203 186V185H202ZM202 186H199V187H202ZM210 186H205V187H207V190H212V188H210ZM187 187V186H186ZM188 187H189V184H188ZM219 187V186H218ZM225 188H226V186H224ZM228 187V186H227ZM231 187V186H230ZM240 187V186H239ZM245 187V186H244ZM140 188V189H139ZM190 188H192L193 189V187H190ZM195 188V187H194ZM210 188V189H209ZM229 188V187H228ZM132 189V188H131ZM205 190L204 191H207L206 190V188H204ZM227 189V188H226ZM241 190L242 189H244V188H240ZM126 190H127V188H126ZM137 190V189H136ZM137 190V191H138ZM198 190V189H197ZM200 190V189H199ZM222 190V189H221ZM232 190H233V187H232ZM135 191V190H134ZM177 191V190H176ZM193 191V190H192ZM203 191V190H202ZM217 191V190H216ZM230 191V190H229ZM132 192V191H131ZM139 192V193H140ZM230 192H232V191H230ZM137 193V192H136ZM204 193V192H203ZM133 194V193H132ZM214 194V193H213ZM230 194H232V193H230ZM206 195H208V193L206 194ZM216 195H217V193H216ZM134 196V195H133ZM210 196V195H209ZM218 196V195H217ZM235 197V196H234ZM231 198V197H230ZM138 199V198H137ZM140 199V198H139ZM213 199V198H212ZM233 200V199H232ZM219 201V200H218ZM143 203V202H142ZM204 203V202H203ZM212 203V202H211ZM216 203V202H215ZM226 203V202H225ZM183 204V205H182ZM205 205H206V200H205V203H204ZM210 204V203H209ZM227 204V203H226ZM205 205H203V206H205ZM181 206V208H182V206H184L183 207V209L180 211L179 210V212L180 213H177V210H178V208ZM188 206V205H187ZM202 206V207H203ZM212 206V205H211ZM144 207V208H145ZM208 207V206H207ZM210 207V206H209ZM217 207H218V205H217ZM180 208V209H181ZM187 208V207H186ZM206 208V207H205ZM207 209V208H206ZM210 210V209H209ZM217 210V209H216ZM186 211V210H185ZM206 211V210H205ZM215 214V213H214ZM181 215H183L184 216V214H180V216L179 217H181ZM168 216H172L174 219H171V217H169V218H167ZM211 216V215H210ZM185 217L186 216H184V219H185ZM170 219V220H165V219ZM187 218V217H186ZM211 218V217H210ZM226 218V217H225ZM150 219V218H149ZM183 219V220H184ZM223 219V218H222ZM221 219V220H222ZM25 220H26V218H25ZM27 220H29V218L27 219ZM148 220V219H147ZM165 220V221H164ZM220 220V221H221ZM174 221V222H173ZM179 221H180V223H179ZM219 221V220H218ZM217 221V222H218ZM28 222H30V221H28ZM222 222V221H221ZM225 222H226V220H225ZM160 225H159V224ZM166 223V224H165ZM189 223V222H188ZM192 223V222H191ZM196 223H198V222H196ZM212 223H214V222H212ZM216 223V222H215ZM220 223V222H219ZM224 223V222H223ZM149 225H147L148 227L151 225L150 223H148ZM195 224V223H194ZM155 225V224H154ZM167 225H169V227L167 226ZM185 225V226H184ZM198 225V224H197ZM208 225H210V224H208ZM212 225V224H211ZM214 225V224H213ZM217 225H218V223H217ZM216 224H215V226H217ZM20 226V225H19ZM172 226V227H171ZM196 226V225H195ZM3 227V226H2ZM15 227V226H14ZM30 227V226H29ZM29 227H28V225L27 226H23L22 228H21V226H20V228H15V229H13L12 227H11V231H13V230H15L16 231V233L18 234V236H20V239H21V237H22V239H24L25 241V244L26 245H22L23 247V249L22 250H24V248H26L24 251H22V252H24L25 253V251L27 250L28 252H29V255H28V252L27 253H25L24 255H22L21 253V256L19 257L20 259H23L21 262L23 263V264H30V262H34V264H45V262L44 261H46V259H45V257H47V258H49L50 260H52V258H50V255H53V254H50L49 255V257L48 256H46V255H48V251H47V254H45V257H44V253H45V246L47 245L46 243H44V245L45 246H43V243L42 242H46L44 239H45V235H44V241L43 240H41L40 241V238L39 239H37V238H35V237H32V233H34V232H30V231H28V229H29ZM197 227V226H196ZM195 227V228H196ZM31 228V227H30ZM142 228V227H141ZM169 228V229H168ZM178 228V229H179ZM182 228V229H183ZM192 228L194 229V227L192 226ZM225 228V227H224ZM223 228V229H224ZM3 229V228H2ZM137 229H139L138 227H137ZM136 229V230H137ZM146 229H148V228H146ZM181 229V230H182ZM188 229L189 230H187V231H191V235L192 236H194L193 235V230L191 229V227L189 228L188 227ZM197 229V228H196ZM195 229V230H196ZM198 229H200V228H198ZM198 229L196 230L197 232H198ZM207 229H209V227H207ZM213 229V228H212ZM143 230H145V228H144V226H143ZM151 230V229H150ZM150 230H148V231H150ZM152 230H151V232H152ZM15 231H13V232H15ZM18 231V232H17ZM36 231H37V229H36ZM85 231V230H84ZM107 231V230H106ZM174 231V230H173ZM173 231H172V233H173ZM175 231H177V229H175ZM180 231V230H179ZM178 231V232H179ZM183 231H185L186 232V229L185 230H182V233L184 234V232ZM206 231V230H205ZM208 231V230H207ZM145 232H147V231H145ZM150 232V233H151ZM177 232V233H178ZM181 232V231H180ZM195 232V231H194ZM202 232V231H201ZM200 232V233H201ZM212 233H213V231H211ZM36 233V232H35ZM39 233V232H38ZM38 233H37V235H38ZM148 233V232H147ZM175 233V232H174ZM173 233V234H174ZM212 233H211V235H212ZM8 234V233H7ZM10 234V233H9ZM42 234V233H41ZM41 234H39V236L41 237ZM164 234V235H163ZM173 234H171L170 236H173ZM180 234V233H179ZM179 234H177V235H179ZM195 234V233H194ZM202 234V233H201ZM203 234H204V231H203ZM215 234V233H214ZM217 234V233H216ZM225 234V233H224ZM3 235V234H2ZM15 235V234H14ZM36 235V236H37ZM42 235V236H43ZM151 235H152V233H151ZM167 235H166V237H167ZM200 235V234H199ZM18 236H17V238H18ZM33 236H34V234H33ZM144 236V235H143ZM183 236V235H182ZM185 236V235H184ZM146 236H144L143 238H145ZM169 237V236H168ZM177 237H179V236H177ZM194 237H196V236H194ZM200 237V236H199ZM1 238V237H0ZM14 238H16V237H13L12 239H14ZM16 238V239H17ZM155 238V237H154ZM180 239H182L181 237H179ZM178 238V240H179V242H180V239ZM186 238H188L187 236H186ZM186 238L184 239L185 241H186ZM202 238V237H201ZM21 239V243L23 244L24 242H23V240ZM41 239H42V237H41ZM148 239V238H147ZM174 239V238H173ZM188 239H190V236H189V238ZM187 239V241L189 242V240ZM228 239V238H227ZM234 239V238H233ZM4 239L2 238V241H3ZM6 240V239H5ZM38 240V241H37ZM144 240H146V238L144 239ZM143 240V241H144ZM154 240H156V238L154 239ZM169 241V242H165V241ZM183 240V241H184ZM194 240V242H195V239L194 238H192V241ZM2 241H0V252H1V255H2V252H3V250L5 251L6 249H8L7 247L9 246L8 244L6 245V241H3V243H2ZM14 241V240H13ZM140 241V240H139ZM141 241H142V239H141ZM184 241V242H185ZM191 240H190V242H192ZM211 241H214V240H211ZM11 242V241H10ZM165 242V243H164ZM171 242H173V241H171ZM189 242V243H190ZM49 243V242H48ZM53 243V242H52ZM148 243V242H147ZM177 243V242H176ZM214 243V242H213ZM171 244V243H170ZM184 244H186V243H184ZM183 244V245H184ZM188 244V243H187ZM186 244V245H187ZM194 244V243H193ZM4 246H5V248L6 249H4ZM7 246V247H6ZM43 246V247H42ZM166 246V245H165ZM171 246H172V244H171ZM182 246V245H181ZM47 247V246H46ZM131 247V246H130ZM142 247H144V246H142ZM183 247V246H182ZM181 247V248H182ZM192 247V246H191ZM127 248V247H126ZM160 248V249H161ZM179 248H180V245H179ZM186 248V247H185ZM187 248H189L188 246H187ZM195 248V247H194ZM127 249H130V248H127ZM142 249H144V248H142ZM155 249V248H154ZM160 249H157V250H160ZM171 249V248H170ZM177 249V248H176ZM189 249H192V248H189ZM188 249V250H189ZM10 250V249H9ZM12 250V249H11ZM165 250H167V249H165ZM13 251V250H12ZM122 251V250H121ZM131 251V250H130ZM162 251H164V250H162ZM171 251H172V249H171ZM179 251H181L180 249H179ZM178 251V252H179ZM190 251V250H189ZM14 253H16L15 251H13ZM123 252V251H122ZM135 252V251H134ZM149 252H151V251H149ZM154 252V251H153ZM161 252V251H160ZM164 252H166V251H164ZM14 253H12L11 251L10 252H8L7 251V253L5 252H3V255H5V256H3V257H0V258H2V259H0V260H2V262H1V264H15V260L17 259H15V257H17V253L14 255ZM54 253H55V251H54ZM127 253V252H126ZM125 253V254H126ZM152 253V252H151ZM157 253H159L158 251H157ZM169 253V252H168ZM187 253H188V251H187ZM123 254V253H122ZM125 254H124V258L126 257V256H128V258H129V255L127 254L126 256H125ZM132 254V253H131ZM130 254V255H131ZM162 254H164V253H162ZM180 254H181V252H180ZM180 254H178V255H180ZM182 254H184V253H182ZM191 255H189L190 257L192 256V252L190 253ZM26 255V257H24ZM147 255H149L148 253H147ZM146 255V256H147ZM151 255L152 254H150V256H148V257H151ZM157 255V254H156ZM161 255V254H160ZM196 255V254H195ZM54 256H55V258L52 260V261H55V262H57L56 260H57V256L54 254ZM123 256V255H122ZM145 256V257H146ZM153 256H154V253H153ZM162 256V255H161ZM164 256V255H163ZM162 256V257H163ZM165 256H167V254L165 253ZM171 256H173V255H171ZM170 256V257H171ZM177 256V254L175 255V257ZM184 256H186V255H184ZM188 256V257H189ZM228 256V255H227ZM52 257V256H51ZM60 257V256H59ZM73 257V256H72ZM167 257H169V256H167ZM175 257H174V259H175ZM182 257H183V255H182ZM187 256L185 257V260H186V258H188ZM190 257L188 258V261L190 260ZM17 259V261H19L20 259ZM123 258V259H124ZM128 258H127V260H128ZM153 258V257H152ZM160 258V257H159ZM165 258V257H164ZM194 258V257H193ZM45 259V260H44ZM56 259V260H55ZM123 259H121L122 261H123ZM148 259V258H147ZM155 258H153V260H154ZM166 259V258H165ZM170 260H173L174 262L176 261V260H174L173 259V257L172 258H169ZM176 259H178V258H176ZM181 259V258H180ZM183 259V258H182ZM181 259V260H182ZM192 259V258H191ZM195 259V258H194ZM212 259V258H211ZM210 259V260H211ZM69 260V259H68ZM77 260V259H76ZM86 260V259H85ZM88 260H90V258L88 259ZM87 260V261H88ZM92 260V259H91ZM126 260V259H125ZM181 260H177L176 261V263L175 264H178V262L179 263H181L182 264V262H180ZM198 259H196V261H197ZM200 260V259H199ZM51 261V262H52ZM61 261V260H60ZM66 261V260H65ZM114 260H112V262H113ZM131 261V260H130ZM147 261V260H146ZM165 261H167V259L165 260ZM169 261V260H168ZM172 261V262H173ZM48 264H55V262H53V263H51L49 260H48ZM89 262V261H88ZM96 262H98V261H96ZM124 262V261H123ZM142 262V261H141ZM149 261H147V263H148ZM157 262V261H156ZM186 261H184L183 262V264L185 263ZM199 262V261H198ZM22 263H20V264H22ZM47 263V262H46ZM71 263V262H70ZM103 263L104 264H106L107 262H105V261H103ZM111 263V262H110ZM122 263V262H121ZM126 263V262H125ZM129 263V262H128ZM143 263H145V262H143ZM150 263V262H149ZM189 263H191V261L189 262ZM213 263V262H212ZM226 263H229V262H226ZM66 264V263H65ZM87 264V263H86ZM92 264V263H91ZM96 264V263H95ZM102 264V263H101ZM172 264V263H171ZM185 264H187V263H185ZM194 264V263H193Z\"/></svg>", "mask_w": 264, "mask_h": 264}]
</instances>
